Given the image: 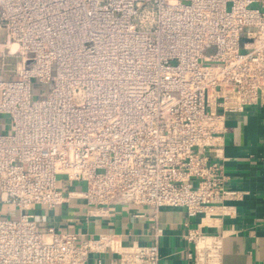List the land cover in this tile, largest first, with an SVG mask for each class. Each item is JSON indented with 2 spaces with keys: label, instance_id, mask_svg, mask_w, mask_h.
I'll use <instances>...</instances> for the list:
<instances>
[{
  "label": "built area",
  "instance_id": "1",
  "mask_svg": "<svg viewBox=\"0 0 264 264\" xmlns=\"http://www.w3.org/2000/svg\"><path fill=\"white\" fill-rule=\"evenodd\" d=\"M0 35V264H180L161 259V211L242 198L225 135L264 106V0H0ZM72 199L143 211L156 241L82 236L33 212ZM183 236L192 264H220L219 235Z\"/></svg>",
  "mask_w": 264,
  "mask_h": 264
},
{
  "label": "crops",
  "instance_id": "2",
  "mask_svg": "<svg viewBox=\"0 0 264 264\" xmlns=\"http://www.w3.org/2000/svg\"><path fill=\"white\" fill-rule=\"evenodd\" d=\"M228 125L231 130L225 135L224 150L227 185L242 191V198L230 201L231 208H218L191 217L181 208L163 209L157 237L162 261L192 264L187 254L193 251V245L183 235L188 227H195L207 235L221 237L220 264H264V106L230 118ZM81 188L80 183L68 185L70 191ZM33 212L45 225L82 236L114 233L124 244L156 241L153 221L147 215L135 216L143 212L135 209L90 213L83 208L82 199H72L68 207L54 210L36 207ZM96 258L93 256L86 264L95 263ZM103 258L117 260L118 255L108 253Z\"/></svg>",
  "mask_w": 264,
  "mask_h": 264
},
{
  "label": "rangeland",
  "instance_id": "3",
  "mask_svg": "<svg viewBox=\"0 0 264 264\" xmlns=\"http://www.w3.org/2000/svg\"><path fill=\"white\" fill-rule=\"evenodd\" d=\"M0 40H2V36L1 35H0ZM48 87L49 86H44V85H41L39 83H35L33 85V93H34L35 96L44 95V94H46V92L48 90ZM59 181H61V183L63 182L61 179H59ZM7 209L8 208H5L4 213H6Z\"/></svg>",
  "mask_w": 264,
  "mask_h": 264
}]
</instances>
